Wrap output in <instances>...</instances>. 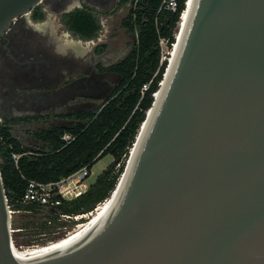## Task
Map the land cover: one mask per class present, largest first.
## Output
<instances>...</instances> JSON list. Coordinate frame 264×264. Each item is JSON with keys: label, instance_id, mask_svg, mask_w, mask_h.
Segmentation results:
<instances>
[{"label": "water", "instance_id": "95a60500", "mask_svg": "<svg viewBox=\"0 0 264 264\" xmlns=\"http://www.w3.org/2000/svg\"><path fill=\"white\" fill-rule=\"evenodd\" d=\"M40 1L0 0V36ZM188 12L95 219L18 258L0 171V264H264V0Z\"/></svg>", "mask_w": 264, "mask_h": 264}, {"label": "trees", "instance_id": "16d2710c", "mask_svg": "<svg viewBox=\"0 0 264 264\" xmlns=\"http://www.w3.org/2000/svg\"><path fill=\"white\" fill-rule=\"evenodd\" d=\"M185 1L179 0L174 12L158 13L161 0H131L123 23L136 38L130 52L107 68L117 73L120 80L98 107L71 113L75 120L67 126L34 130L31 135L35 142L28 144L12 134L8 121L0 122V171L8 203L13 209H39L33 203L21 201L28 179L57 180L83 165L92 166L106 154L112 160L89 189L74 200L63 202L57 209L61 212L89 211L110 194L165 72L169 53L162 58L160 38L166 40L171 50ZM42 16L40 13L39 17ZM65 21L70 31L87 39L93 37L99 28L97 19L88 9L67 13ZM147 83V89L142 92ZM33 118L18 117L15 121ZM65 131L74 135L69 142L62 139ZM12 153L20 154L17 163Z\"/></svg>", "mask_w": 264, "mask_h": 264}, {"label": "flooded vegetation", "instance_id": "af4514ba", "mask_svg": "<svg viewBox=\"0 0 264 264\" xmlns=\"http://www.w3.org/2000/svg\"><path fill=\"white\" fill-rule=\"evenodd\" d=\"M130 6L131 0H41L16 16L0 36L1 120L11 123L18 117H34L17 124L32 125L24 134L33 143L34 130L67 126L75 120L71 113L92 109L89 106L113 84L110 77L119 76L107 68L132 48L134 32L123 23ZM89 7L99 8V28L88 39L75 35L83 46H87L83 40L91 39L90 47L63 44L51 23L53 17L60 29L69 30L65 15ZM103 16H109L105 30ZM118 44L123 45L120 57L113 51Z\"/></svg>", "mask_w": 264, "mask_h": 264}, {"label": "built area", "instance_id": "2783aa9c", "mask_svg": "<svg viewBox=\"0 0 264 264\" xmlns=\"http://www.w3.org/2000/svg\"><path fill=\"white\" fill-rule=\"evenodd\" d=\"M186 2L187 0L185 1L184 5H186ZM178 3L179 0H161L157 12L158 13L162 11L174 12L177 10ZM159 43L163 51L162 47L166 43V40L164 38H160ZM163 57L165 58L166 55H163L162 58ZM148 85L149 83L143 85L142 92L145 89H147ZM1 121L2 120L0 119V122ZM73 138H74L73 133L69 131H65L62 135V139L65 142H69ZM19 156L20 154L12 153V157L15 163H17ZM92 166L83 165L79 169L57 180L40 181L30 178L26 181V186L21 201L25 203H33L37 205L39 208H44L53 211L54 216L59 221V225L56 226V229L53 232L55 235L58 236L56 239L68 235L69 233L77 229L80 225L85 223L90 218V216L93 215V213L97 210V208L100 207L109 196L108 195L103 200L97 202L96 205L93 207V209L89 211L61 212L57 209V207L61 205L63 202L74 200L75 198L83 195L89 189L91 183L87 181V178L92 173ZM8 209L11 218L12 215L15 213L32 212L31 210L13 209L9 203H8ZM51 222H52L51 219H49L48 223L51 224ZM22 229H23L22 227L14 226L13 222L11 223L10 234H11L12 245L16 244L17 246L20 247H28V246H34L40 244L34 242L29 245L17 244L14 238V233L21 231Z\"/></svg>", "mask_w": 264, "mask_h": 264}, {"label": "rangeland", "instance_id": "374dc122", "mask_svg": "<svg viewBox=\"0 0 264 264\" xmlns=\"http://www.w3.org/2000/svg\"><path fill=\"white\" fill-rule=\"evenodd\" d=\"M109 16H105L102 19V23H103V28L102 30L107 29V21L106 18H108ZM109 22V21H108ZM51 23L56 26V30L58 32V37L62 38V41H76V42H80V44H82L81 39L77 38L75 33L67 30V29H60L59 28V23L57 18H54L51 20ZM178 29V28H177ZM176 29V32H177ZM118 30V29H116ZM121 32V31H118ZM117 33H115L116 35ZM120 36H122V33L120 34ZM119 36V37H120ZM135 34L133 33V37L131 39V44H130V48L132 47L134 41H135ZM84 43L85 42H89L90 40H83ZM122 46L123 45H119L117 46V48L113 51H115L114 53H116V55H118V57H120L122 50ZM163 55L169 53L171 50H169L167 44L165 43L163 45ZM111 54V53H109ZM170 57V54H169ZM164 58V57H163ZM118 59H115L114 62H116ZM111 81H112V85L108 88L107 91H105L104 93H102L99 96V100L95 103H93L91 106H89V108H96L99 106V104L102 102V100L108 96L116 87V85L118 84L120 78L119 76H111L110 77ZM56 122H53L52 124H54ZM57 124V123H56ZM32 125H18L17 128H15V135L18 136V138L25 144L29 143V138L27 137L25 133V131L27 130V128H31ZM112 157L109 154L104 155L103 157H101L100 159H98L92 166V173L88 176L87 181L89 183L94 182V180L96 179V177L102 172L103 169L106 168V166L111 162ZM127 160V158H126ZM51 219V224L48 223V220ZM11 221L13 222L14 226H24L23 229L21 231L15 232L14 233V238L17 242V244H24V245H29L31 243H47L49 241L55 240L58 236L55 235L53 232L56 229V226L59 225V221L58 219L54 216L53 211L52 210H47L44 208H39L35 211H32L31 213H15L12 215Z\"/></svg>", "mask_w": 264, "mask_h": 264}, {"label": "bare ground", "instance_id": "6f19581e", "mask_svg": "<svg viewBox=\"0 0 264 264\" xmlns=\"http://www.w3.org/2000/svg\"><path fill=\"white\" fill-rule=\"evenodd\" d=\"M192 2H193V0H188V2H187V8L183 11V13H182V15L180 17V21H179V25H178V28L179 29H180L181 26H184L186 24V22H187L188 15H189V12L188 11H189L190 6L192 5ZM176 35H178V29H177ZM66 44L73 45V46H75L77 48L80 47V43L79 42H76V41H69L68 40L66 42ZM110 193L111 194H109V196L107 197V199L105 200V202L100 207L97 208V210L93 213V215H91L90 218L85 223H83L82 225H80L77 229H75L72 232H75V231L79 230L80 228H82L83 226H85L86 224H88L89 222H91L102 211H104L106 209V207L112 202V198H113V195H114V193H112V192H110ZM63 237H65V236H62V237H60V238H58V239H56L54 241H50V242H47V243L38 244V245H34V246H28V247H20V246H17L16 244H14L13 245V250H14L16 256L21 259V258L25 257L26 255L32 254L34 252H37V251H39V250H41V249H43V248H45V247H47V246H49V245H51L53 243L59 241Z\"/></svg>", "mask_w": 264, "mask_h": 264}, {"label": "crops", "instance_id": "0c3cea01", "mask_svg": "<svg viewBox=\"0 0 264 264\" xmlns=\"http://www.w3.org/2000/svg\"><path fill=\"white\" fill-rule=\"evenodd\" d=\"M88 10L95 16V18L97 19V21H98V24H99V8H93V7H89L88 8ZM103 17H105V16H103ZM102 17V18H103ZM102 18H101V21H102ZM87 39V38H86ZM66 42L67 41H64L63 42V44H66ZM80 43V42H79ZM87 43V42H86ZM66 45H70V44H66ZM82 46V48H89L90 47V41L87 43V46H83L82 44H80V47ZM79 47V48H80ZM101 104V103H100ZM99 104V105H100ZM14 123H16V126H18L17 124H18V121H14V122H9V126H10V129H11V132H12V134L15 136V137H17L18 138V136H16L15 135V128H17V127H15V125H12V124H14ZM20 124H22V123H20ZM19 139V138H18Z\"/></svg>", "mask_w": 264, "mask_h": 264}]
</instances>
